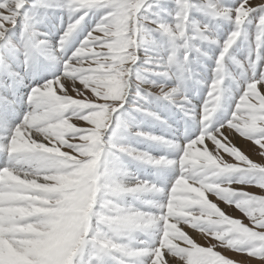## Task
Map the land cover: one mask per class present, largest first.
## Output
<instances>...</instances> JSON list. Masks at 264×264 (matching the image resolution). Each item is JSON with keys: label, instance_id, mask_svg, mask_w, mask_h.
<instances>
[{"label": "snow or ice", "instance_id": "6c2138e0", "mask_svg": "<svg viewBox=\"0 0 264 264\" xmlns=\"http://www.w3.org/2000/svg\"><path fill=\"white\" fill-rule=\"evenodd\" d=\"M0 264H264V0H0Z\"/></svg>", "mask_w": 264, "mask_h": 264}]
</instances>
